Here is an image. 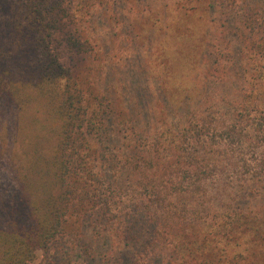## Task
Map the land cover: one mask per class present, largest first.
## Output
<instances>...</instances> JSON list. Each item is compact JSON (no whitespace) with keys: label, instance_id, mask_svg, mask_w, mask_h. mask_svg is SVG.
<instances>
[{"label":"trees","instance_id":"16d2710c","mask_svg":"<svg viewBox=\"0 0 264 264\" xmlns=\"http://www.w3.org/2000/svg\"><path fill=\"white\" fill-rule=\"evenodd\" d=\"M83 1L0 0V98L41 114L31 148L45 146L0 208V264H36L68 219L83 216L112 224L109 238L127 242L119 252L129 264L148 246L162 253L154 250V264H264V67L230 69L222 49L172 36L164 57L176 70L164 72L184 79L193 69V88L151 89L140 60L114 97L98 89L93 110L55 46L69 35L72 55L86 59ZM157 2L148 4L155 19ZM199 55L206 70L196 69Z\"/></svg>","mask_w":264,"mask_h":264},{"label":"rangeland","instance_id":"374dc122","mask_svg":"<svg viewBox=\"0 0 264 264\" xmlns=\"http://www.w3.org/2000/svg\"><path fill=\"white\" fill-rule=\"evenodd\" d=\"M157 1H162L164 9L155 19L148 11V4L161 5ZM182 5H185L183 9ZM189 6L196 8L191 10L187 8ZM80 8L77 28L81 41H86L82 49L86 59L72 55L66 45L70 43L66 40L69 35L59 37L55 46L62 61L77 77V83L88 96L93 110L100 105L98 89L102 95L114 97V91L120 90L118 85L125 87L129 84L131 78L127 77L128 74L140 71V60L152 71L151 89L175 86L177 91L186 92L193 88L197 84L193 69L190 70L193 75L184 79L170 74L176 69H168L171 58H165V53L170 48L172 36L204 40L206 45L209 42L212 53L222 49L233 61L227 64L223 61V65L230 69L234 65V70L247 68L251 73L253 68L256 74L259 67H264V0H193L192 3L187 0H85ZM199 61L200 55L196 69L209 68L207 62ZM164 68L170 73H165ZM186 69L189 71L190 68ZM116 80L119 84L115 83ZM122 95L128 97V91ZM41 118V114L29 106L12 104L0 98V208L18 189L19 178L28 171L34 152L45 149L43 145V148H31L36 132L40 130L37 119ZM110 133L119 139L113 131ZM107 163L105 160L103 164ZM119 171L124 177L125 173ZM133 179L132 173L130 180ZM84 181L88 186L92 185L88 177ZM99 221L96 223L86 216L69 218L61 237L48 251L40 253L36 264H99L101 255L106 256L107 264H129L119 252L120 246L127 242L109 238L112 224L101 218ZM146 228L152 233L147 234L150 238L154 231ZM241 243V251H244L246 241ZM155 249L160 253L156 246H148L144 260L135 256L130 263L154 264Z\"/></svg>","mask_w":264,"mask_h":264}]
</instances>
